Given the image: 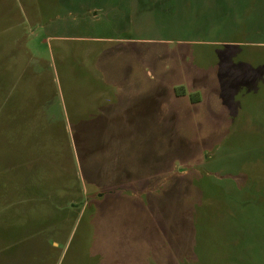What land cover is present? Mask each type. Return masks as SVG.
<instances>
[{
  "label": "rangeland",
  "instance_id": "obj_1",
  "mask_svg": "<svg viewBox=\"0 0 264 264\" xmlns=\"http://www.w3.org/2000/svg\"><path fill=\"white\" fill-rule=\"evenodd\" d=\"M4 1L0 240H23L0 264H133L131 245H106L97 221L106 208L132 234L136 181L161 203L137 219L148 221L141 264H264L253 0ZM13 37L30 70L7 99Z\"/></svg>",
  "mask_w": 264,
  "mask_h": 264
},
{
  "label": "crops",
  "instance_id": "obj_2",
  "mask_svg": "<svg viewBox=\"0 0 264 264\" xmlns=\"http://www.w3.org/2000/svg\"><path fill=\"white\" fill-rule=\"evenodd\" d=\"M256 1V3H254ZM261 5H255V4H259ZM1 5H5L6 3L4 0H0ZM251 7V17L246 19L247 24V32L249 33V35L253 36V32H257L258 35L262 34V36L264 37V0H253L251 5L249 6ZM256 7L259 10H255L254 13H252L253 8ZM262 13L260 16H258L259 13ZM6 15L9 16V12L7 11V6L5 9V12L3 15L0 16V32L1 31H5L8 29V27L11 25L10 22L7 23L5 22L7 20ZM21 37H13L12 39V43L10 44L11 47L13 48L12 52L9 54L10 57L6 56V60L8 59V62L11 64L6 65L5 69L7 70L6 73V79L9 81L8 82V87L9 90L7 92L6 98L8 99L9 93L10 91L15 87V85L18 83L17 81L20 80L23 76L26 75L27 70H30L28 67H26L25 64H23V61H20V54L23 50L22 47V41H21ZM1 46H6L7 43L5 40L0 42ZM4 48V47H3ZM11 60V61H10ZM7 62V63H8ZM14 69H21L20 76H17L18 79H15V75L14 73ZM11 76V77H10ZM2 97L5 98V92H3L1 94ZM137 182V181H136ZM136 182H133L132 188L134 189V192L130 193L131 197H133L134 199V209L136 212L134 219L135 221L133 222V231L132 234L128 235L126 234V231L121 232L122 227L119 229V223H118V219L112 218L111 220H109L110 217L107 218V214H110L109 211L104 208L103 212H104V216H103V221H97V225L101 227L100 232H101V238L106 240V237H110L109 239H111V241L109 243H106V245H123L125 244L124 242L129 243V245H131V249L133 251V264H141V260L139 259V255H138V249H140L141 247H146V242H145V237L144 232V226L145 224H148L147 222H138L137 219H139V216H141V213L146 212V213H150L154 212L156 210H159L160 208V202L157 201L155 194L153 192H142L143 190H146L145 188H134L133 186L135 185ZM150 188V187H149ZM147 188V189H149ZM102 193L101 197L104 196ZM109 197L114 199V203L113 204H117L119 205V199L121 194H123V192H115V193H107ZM117 207V206H115ZM119 211V210H118ZM124 223V222H122ZM162 235V237H164V233L161 232L160 233ZM110 235V236H109Z\"/></svg>",
  "mask_w": 264,
  "mask_h": 264
},
{
  "label": "trees",
  "instance_id": "obj_3",
  "mask_svg": "<svg viewBox=\"0 0 264 264\" xmlns=\"http://www.w3.org/2000/svg\"><path fill=\"white\" fill-rule=\"evenodd\" d=\"M80 192V190L78 191V193ZM72 196V195H71ZM74 196H76V198H75V200L73 201V200H69V201H67L66 203L67 204H64L65 206H64V209L62 210V212L65 210V212L64 213H67V212H69V213H71V208H72V204L73 203H78V202H80L81 200H82V196L80 195V193L79 194H76V195H74ZM81 198V199H80ZM73 201V202H72ZM41 231V230H40ZM40 231H38V230H35V231H33V232H31L30 233V236H36V237H38L37 235L40 233ZM22 240L23 239H16V240H8V241H5V240H0V255H8V253H9V251L11 252L12 251V249H14V247L15 246H17V245H19V244H21V242H22ZM24 242V241H23ZM10 255V254H9ZM95 257V256H94Z\"/></svg>",
  "mask_w": 264,
  "mask_h": 264
}]
</instances>
